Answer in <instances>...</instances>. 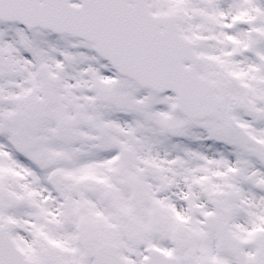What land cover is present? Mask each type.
I'll list each match as a JSON object with an SVG mask.
<instances>
[{"label":"snow or ice","instance_id":"6c2138e0","mask_svg":"<svg viewBox=\"0 0 264 264\" xmlns=\"http://www.w3.org/2000/svg\"><path fill=\"white\" fill-rule=\"evenodd\" d=\"M0 264H264V0H0Z\"/></svg>","mask_w":264,"mask_h":264}]
</instances>
